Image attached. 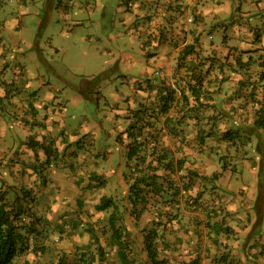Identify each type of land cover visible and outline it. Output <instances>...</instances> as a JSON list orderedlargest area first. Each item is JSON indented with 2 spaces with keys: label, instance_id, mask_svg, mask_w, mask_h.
<instances>
[{
  "label": "rangeland",
  "instance_id": "rangeland-1",
  "mask_svg": "<svg viewBox=\"0 0 264 264\" xmlns=\"http://www.w3.org/2000/svg\"><path fill=\"white\" fill-rule=\"evenodd\" d=\"M42 2L36 1V7L32 3L28 5L33 16L24 19L25 23L22 21L21 43L15 35L11 41L13 48L9 49L10 41H7V64L0 66V73L4 71L10 77L21 65L22 69H31L36 77L41 73L68 94L86 85L92 96L81 94L76 100L74 97L76 104L67 101L64 121L80 128L89 127L93 122L109 127L105 128V137H96L95 126H91L75 140L65 142L50 162L51 166L43 165L39 150H36L37 158L34 152L26 150L22 140L13 153L8 145L0 142V190L9 186L7 196L11 198L13 187L32 188L36 209L47 222L44 234H47L46 244L51 247L42 255L28 251L15 258L13 264L33 260L48 263L59 251L72 260L79 247L87 252L83 264L88 263L90 252L99 253V247L105 251L104 264H120L108 227V215L113 207L104 210L95 207L103 195L111 197L116 204L118 226L130 251V264L148 263L143 234L154 221L166 222L158 238L159 256L165 258L166 264H189L194 258L197 264H264V130L253 124L254 110L258 107L255 100L262 96L260 85L263 83L257 77L260 72L264 75V59L238 52L241 66L235 62L238 53L234 47L228 46L229 51L221 57L208 52L212 40L208 35L214 29L210 25L222 22L221 26L226 28L228 23L224 21L230 14L206 23L204 15L197 12L201 0H193L191 4L189 0H163L158 8L155 0H150L153 4L147 13H136L131 20L134 24H148L150 35L159 34L163 43L167 42L170 50L173 48L171 76L179 78L181 84L189 74L184 65L202 62L204 69L210 64V54L218 56H214L210 68L215 77L208 82L204 79V106L200 113H195L198 120L192 118L194 111H190L178 137L164 138L171 150H177L176 156L184 157L182 166L194 169L196 174H187V169L177 172L176 178L163 170L159 173L169 180L175 178L179 185L190 179L189 188L169 206L163 199L152 198L155 206L149 202L135 219L130 212L128 183L123 177L124 143L115 139L124 126L119 124L121 120L115 119L116 113L109 119L112 114L109 109L118 97H126L131 92L132 80L142 77L144 64L138 42L145 34L133 30L129 38L122 30V23L130 16L124 0H100L103 7L92 18H88L85 10L78 11L77 1L74 6L54 7L52 12L56 13L57 8L64 12L61 20L74 29L69 30L67 37L57 32L50 35V27L37 24L36 13L45 17ZM19 5L24 7L18 0H0V9L7 17L6 29L19 25ZM96 20L99 29L91 32L94 26L91 22ZM87 30L89 36L83 37L82 32ZM19 43L25 48L24 54H29L28 60L16 52ZM186 43H193L195 53L182 56L180 50ZM54 44L62 49L57 54L50 47ZM121 53L130 54L137 62L132 67L130 60L115 63L114 55ZM50 66L57 71L56 76L46 71ZM167 82L171 83V79ZM144 98L138 99L134 106ZM225 130L233 132V138H224ZM33 166L37 167L36 172ZM38 169H42L41 176ZM213 172L218 173L217 179L201 177V174L209 177Z\"/></svg>",
  "mask_w": 264,
  "mask_h": 264
},
{
  "label": "trees",
  "instance_id": "trees-1",
  "mask_svg": "<svg viewBox=\"0 0 264 264\" xmlns=\"http://www.w3.org/2000/svg\"><path fill=\"white\" fill-rule=\"evenodd\" d=\"M209 46H211V41ZM229 48L224 52V56L229 51ZM180 51L182 56L189 55L195 53V47L193 43H186ZM211 51L219 57L223 54V52L218 53L215 49L210 48L208 52ZM236 51L237 53L253 52V50ZM239 53L234 57L235 62L243 66ZM209 56L210 64L204 69H202V62H199V65L194 64L193 66L183 64L187 73H189L183 84H181L179 78L173 76L171 83L161 81L156 83L157 85L152 84L155 86H147V89H150L152 92L149 91L144 100L138 102L136 106L131 108L128 105L119 114L122 116V118L120 116L122 123L119 122V124H123L124 128L117 132L115 139L124 143L125 171L123 172V177L128 183V201L131 204L130 212L135 219L141 216L144 209H146V205H150L149 202H153L152 204L155 206L156 202L152 198L163 199L169 206L172 202L176 203L175 199L178 195L181 196L182 192L187 191L191 180L188 179L185 182H180L179 185L175 179L177 172L187 169V174H196L194 169L182 166L185 161L184 157L176 156L177 150H171L165 144L164 138L165 136L178 137L183 127V120L190 117L189 112L194 111L192 118L197 115L195 113L201 112V108L204 106L202 100L205 91L204 79H207L208 82L211 77H215L214 72H211L210 68L216 55L210 54ZM256 56H262L261 58L264 59V54L260 53ZM257 80L263 83L260 85L262 96L255 100V104H258V107H255L254 110L255 118L253 119V124L264 130V75H262V72L258 74ZM5 86L8 87L7 85ZM10 90L9 88L7 90L4 89L3 93H5V96H7V93H10ZM206 90L209 91V89ZM97 92L99 93V89ZM207 93L211 94L210 92ZM207 99L210 100L211 98ZM115 118L117 119L118 117L115 116ZM195 118L198 120V117ZM209 132H206L205 135H208ZM231 133L233 132L225 130L223 137L231 139L233 138ZM199 136L202 141V131L199 132ZM23 144L36 154V158V150H42L45 156V158H41L43 165H48L54 156L58 154V148L51 142L47 146L41 141L27 138ZM33 169L36 172L37 167L33 166ZM160 170L172 173L175 175V178L170 180L164 178L159 173ZM37 171L40 174L39 176H41L42 169H38ZM217 175V172H213L209 177L202 174L201 177L213 180L217 179ZM177 180H180V177ZM8 188L0 190V264H13L15 258L28 251L42 255L48 251V248H51L46 244L47 234H44L47 229V222L36 209V201L32 188L22 185L13 187L14 190L12 189L11 198L7 196ZM148 197H151V200ZM191 199L193 198L191 197ZM95 207L97 210L113 207V210L108 215V227L110 238L112 239L111 244L115 246V253L119 263L130 264V251L122 240L123 234L120 226H118V216L115 213L116 204L114 200L109 196L103 195L99 198ZM158 212L160 213L161 209ZM160 224H162L161 227L159 226ZM152 225L143 234V245L148 258L147 264H166L165 258L159 256L160 245L158 243L159 232L165 229L166 222L154 221ZM79 249L72 260L67 257V254L59 251L55 259L48 263L33 260L26 261L24 264H83L87 252L81 249V247ZM98 250H100L99 253L90 252L88 254L90 258L86 264H104L105 251H102L100 247ZM92 261L93 263H91ZM189 264H197V260L194 258Z\"/></svg>",
  "mask_w": 264,
  "mask_h": 264
},
{
  "label": "crops",
  "instance_id": "crops-1",
  "mask_svg": "<svg viewBox=\"0 0 264 264\" xmlns=\"http://www.w3.org/2000/svg\"><path fill=\"white\" fill-rule=\"evenodd\" d=\"M18 1L24 5V7L19 5L18 8L19 25L6 29L4 22L7 17H5L0 9V66L2 67L7 64L6 57L8 55L6 56L5 54L8 52L7 47L9 49L13 48L11 41L14 36L16 35L19 38L20 43L23 39L24 24L22 21L25 23L24 19L33 16L28 5L32 3L35 6V2L39 0ZM41 1H43L42 7L45 9V17H41V14L36 13L38 18L37 24L44 23L45 28L50 27L48 31L50 35L57 32L63 37H67L70 33L69 30H73L74 28L73 25L68 26L61 20L64 12L58 8L62 6L64 8L70 5L74 6L75 1H77L79 5L78 11L85 10L88 18H92L94 14H99L101 7H103L100 0H87L86 4H81L79 0ZM189 2L191 4L193 0H189ZM124 3L125 9L130 16L127 17L125 23H122V30L126 31L129 38H131L133 30L145 34V36L141 37V41L138 42L141 63L143 62L144 65L141 69L142 77L139 79L135 78L130 82L131 92L126 97H118L113 106L110 104L109 111L112 114L109 115V119L116 113L119 121L122 116L118 115V112L121 113L128 105L132 108L138 99L147 96V93L151 91L147 89V83L156 84L161 81L167 82L169 79L172 80L173 76H171L172 69L170 65L174 56L173 48L170 50L168 43H163L164 41L160 39L159 34H149L148 24H134L132 22L136 13H147L150 5L153 3L150 0H124ZM162 3L163 0H155V8H158V5L161 6ZM54 7H58L55 9L56 13L52 12ZM197 12H201L204 15L206 23H213L214 20L226 18L230 14V18L224 21L228 23L226 28L225 26H221L222 22L210 25L211 27L214 26V29H211L213 31L208 35L212 39L210 48L215 49L218 53H224L227 51L228 46H230L240 51L253 50V52H248L249 56L260 53L264 54V0H201ZM74 20L76 22L80 21L79 19ZM97 22L98 20L91 22L94 24L91 32L98 31L99 26ZM54 23L56 24L55 26ZM74 25H78V23ZM88 31L82 32L83 37L89 36L87 34ZM225 35L226 39H224ZM8 40L10 41V45L6 47ZM20 43L16 46V52L19 51L20 57L28 60L27 56L29 57V54H24L25 48H21ZM50 47L54 54L62 50L60 45L57 44ZM114 60L115 63L130 60L131 67L136 61L133 56L124 53L115 54ZM19 67V69L16 67V71L10 77L5 76L4 71L0 73V142L8 145V148H11V153L16 150L15 148L21 140L22 143H25L27 138L41 141L47 146L51 142L59 150L65 142L75 140L80 133H85L91 126H95L96 137H105V128H108V125L103 126V123L97 124L93 122L88 125L89 127L86 126L87 128L85 126L80 128L74 127L69 123L66 124L63 118L67 101L72 100L74 103V97L76 100L77 97L82 95L83 97L92 96L89 87L82 85L81 89H77L75 93L71 92L68 94L64 88H59L56 84L46 80L41 73H38L36 77L31 69H22L21 65ZM46 71L54 74V76L57 75V71L52 66ZM127 79H125L126 82L128 81ZM6 83L11 85H7ZM5 84L11 88L7 96L3 93ZM83 88H88V90H85V92ZM26 150L33 153L29 148ZM38 153L40 154V158H45L42 150H39ZM49 166H51V163H49Z\"/></svg>",
  "mask_w": 264,
  "mask_h": 264
}]
</instances>
